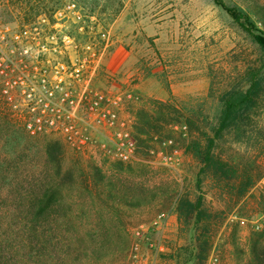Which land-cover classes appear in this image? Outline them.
Here are the masks:
<instances>
[{"label":"rangeland","instance_id":"374dc122","mask_svg":"<svg viewBox=\"0 0 264 264\" xmlns=\"http://www.w3.org/2000/svg\"><path fill=\"white\" fill-rule=\"evenodd\" d=\"M66 1L69 0H31L38 7V15L27 20L20 10L25 1L0 0V26L30 24ZM73 1L97 19L91 40L105 49L102 68L106 74L100 78V87L110 88V93L130 92L127 116L133 131L136 112L145 109L150 117H157L161 106L158 102L163 103L171 120L190 119L200 130L207 131L226 93L245 89L253 70L262 67L260 76L264 77V53L214 0ZM251 1L258 12L264 13V0ZM256 25L260 27L258 22ZM0 107L6 112L1 103ZM171 120L173 127L168 126L162 135L171 134L179 147L196 137L194 129L192 133L187 131L186 137L180 136L178 124ZM254 125L253 140L248 144L234 143L228 134L217 143L218 155L232 159L239 169L249 164L260 175L250 191L235 203L209 175L199 174L200 164L189 153L174 152L167 163V155L162 152L149 153L144 161L127 163L101 156L93 161L78 155L77 160L63 144L61 174L72 171L73 161H77L87 169L91 165L98 167L104 180L94 177L98 187L89 196L82 194L77 184L72 190H63L51 213V218L57 220L37 230L26 225L24 211L15 206L10 186L24 175H14L13 171L0 183V264H129L132 229L163 212L173 217L167 232V250L164 255L157 253L154 264H175L164 256L190 245L192 239V231L179 223L174 210L179 195L191 200L200 196L208 210L220 213L204 264L213 249L218 252L219 264L247 262L252 236L264 230V215L259 214L264 213V142L256 138L257 131L264 132V108L255 115ZM17 130L16 137L23 135L34 147L27 149L19 161L34 178L37 163L43 161V139L62 141L28 137ZM5 135L0 130V154L7 155L16 166L19 148ZM133 135L135 139V131ZM156 142L152 139L151 145L157 148ZM117 164L123 165L122 171L115 170ZM118 178L127 186H117V191L138 205L121 208V216L115 219L102 201L112 189L109 184L116 185ZM238 214L245 218L240 219Z\"/></svg>","mask_w":264,"mask_h":264},{"label":"built area","instance_id":"2783aa9c","mask_svg":"<svg viewBox=\"0 0 264 264\" xmlns=\"http://www.w3.org/2000/svg\"><path fill=\"white\" fill-rule=\"evenodd\" d=\"M95 15L73 0L21 27L0 26V103L31 136L60 139L73 154L137 161L132 96L100 87L105 49L91 37ZM165 163L171 161L167 155ZM173 215L158 213L132 229L129 264H154L167 250ZM206 264H219L211 251Z\"/></svg>","mask_w":264,"mask_h":264},{"label":"trees","instance_id":"16d2710c","mask_svg":"<svg viewBox=\"0 0 264 264\" xmlns=\"http://www.w3.org/2000/svg\"><path fill=\"white\" fill-rule=\"evenodd\" d=\"M20 1L17 0V2ZM23 1H25L24 6L20 7V10L24 11V17L27 20L36 14L38 15V7L33 6L34 3L32 4L31 0ZM214 2L264 53V13L256 10L255 3L251 0H236L235 3L224 0H214ZM34 11L35 14H33ZM257 22L261 28L256 25ZM262 66L264 67V64ZM261 70L262 67L250 73L245 89L230 91L220 99L217 117L214 118L207 131L200 130L190 119L182 122L179 119L177 121L171 120L166 116L163 103H156L161 105L157 108L159 115L157 117H150L145 109H139L136 112L137 121L134 130L138 160L144 161L149 153L162 152L165 155L179 151L189 153L200 164V175H209L222 186V190L226 192L230 200L234 203L239 201L250 191L260 175L254 173L249 164H244V168L239 169L238 164L232 159L218 155L216 148L217 143L223 140L226 134L233 136L234 143L248 144L253 140L254 117L264 108V77L260 76ZM170 120L178 124L180 136L186 137L187 131L192 133L194 129L196 137L189 139L183 147H179L171 134L162 135L168 126L173 127L170 125ZM156 124L161 127L156 126ZM16 127L28 137H33L0 107V130L6 133L5 136L8 137V140L13 139L19 148L17 151L19 153L16 152L19 154L17 161L14 162L16 166H12L13 162L6 157L7 155L2 156L0 154V183L7 180L13 171L14 175H24L23 179H19L14 183L15 185L10 186L15 193L14 203L18 209L24 211L26 225L31 224L32 229L40 230L48 222L57 220L55 217L51 218V213L55 212L63 190H72L73 184H77L81 193L89 196V194H94V190L98 187L97 182H102L104 179L98 167L91 165V169H87L86 166L77 161H73L74 168L72 171L68 170L61 174L60 162L65 145L63 146V142L53 139L46 142H44L46 139H43V161L37 163V176L32 178L30 169L19 165V161L23 159V153L27 149L34 147L32 143L31 145L28 144V139L25 140L23 135L16 137L14 133L18 131L15 129ZM154 138L157 139V148L151 145ZM256 138L264 142V132L257 131ZM73 157L77 160L80 159L78 155ZM115 167L117 171L123 169L121 164H117ZM94 177H97L98 181L95 182ZM115 183L116 185L109 184L108 188L112 187V189L111 191L108 190L107 199L102 201V204L109 208L116 219L122 214L121 208L131 209L138 203L128 201L129 199L117 191V186L119 188L126 187L127 183L123 182L121 178H118ZM30 192L34 195H30ZM174 210L179 223L192 231L191 244L185 248L180 247L164 258L174 261L175 264H187L189 262L191 264H204L211 249L214 226L221 218L220 213L208 210L202 197L199 196L195 200H191L185 195L176 197ZM259 214L264 215L262 211ZM238 217L240 219L245 218L239 214ZM250 254V259L243 264H264V230L252 236Z\"/></svg>","mask_w":264,"mask_h":264}]
</instances>
